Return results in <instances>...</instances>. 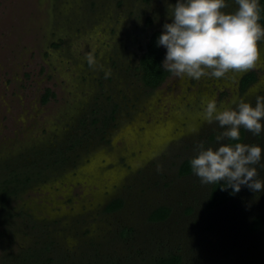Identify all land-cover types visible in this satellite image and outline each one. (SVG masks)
Segmentation results:
<instances>
[{
    "label": "rangeland",
    "instance_id": "rangeland-1",
    "mask_svg": "<svg viewBox=\"0 0 264 264\" xmlns=\"http://www.w3.org/2000/svg\"><path fill=\"white\" fill-rule=\"evenodd\" d=\"M169 3L0 0V188L19 187L8 200L17 215L0 222V264H159L173 255L182 264H264V227L251 230L264 218V192L242 186L209 210L215 185L180 175L221 131L202 118L208 99L224 108L264 96V46L247 72L170 74L150 90L140 56L170 22ZM250 73L257 80L243 90ZM246 142L264 146V134L246 133ZM117 199L123 208L107 213ZM160 207L170 217L150 221Z\"/></svg>",
    "mask_w": 264,
    "mask_h": 264
},
{
    "label": "clouds",
    "instance_id": "clouds-1",
    "mask_svg": "<svg viewBox=\"0 0 264 264\" xmlns=\"http://www.w3.org/2000/svg\"><path fill=\"white\" fill-rule=\"evenodd\" d=\"M261 11L260 0H175L167 4L170 22L163 24L156 40L157 47L166 49L162 69L174 77L194 80L254 69L264 46ZM86 59L91 66L97 63L92 53ZM232 105L221 108L214 98L203 104V120L217 124L221 131L213 145H198L197 154L188 162L190 170L201 183L220 184L232 193H239L242 186L264 192V179L259 176V168H264V146L247 143L242 134V130L258 138L264 134V96H257L255 106L243 98L233 99Z\"/></svg>",
    "mask_w": 264,
    "mask_h": 264
},
{
    "label": "trees",
    "instance_id": "trees-1",
    "mask_svg": "<svg viewBox=\"0 0 264 264\" xmlns=\"http://www.w3.org/2000/svg\"><path fill=\"white\" fill-rule=\"evenodd\" d=\"M261 3V20L260 23L264 24V0H260ZM148 25L152 23V20L148 19ZM161 31H155L151 35L147 37V43L144 47L143 53L140 56V64L139 70L141 71V77L144 85L150 89L155 90L162 86L164 82L170 76L169 73L165 72L162 69V61L165 57V50L163 47H157L156 40ZM257 80V76L255 73H250L245 75L242 79V89L246 90L252 84H254ZM47 101V98L44 99V102ZM242 134L246 136V133ZM190 159L186 160L182 163L180 167V175L188 176L191 175L192 172L189 167ZM11 181H6L5 184ZM16 183L21 184V182H26V180L22 181L19 178H16ZM223 183V182H221ZM226 186V185H225ZM18 188L6 187L0 188V222L4 225H11V220L15 218L17 214H15L12 209L8 206V200L11 196H15L18 194ZM238 193H232L231 189L223 190L220 184H217L213 187L212 193L208 202V209L214 210L222 207L223 205L232 201ZM124 206V201L122 199H117L111 202L106 207L107 213H114L121 210ZM171 214V210L168 207H160L156 209L150 217V221L152 222H164L166 221ZM264 227V218L259 216L255 218L251 224V230L253 232L260 231ZM183 257L180 255H173L169 258L163 259L159 262V264H182Z\"/></svg>",
    "mask_w": 264,
    "mask_h": 264
}]
</instances>
